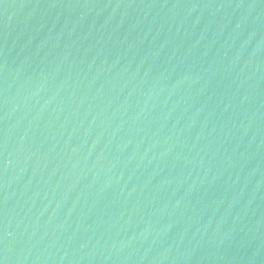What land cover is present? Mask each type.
I'll return each instance as SVG.
<instances>
[{
	"label": "water",
	"instance_id": "95a60500",
	"mask_svg": "<svg viewBox=\"0 0 264 264\" xmlns=\"http://www.w3.org/2000/svg\"><path fill=\"white\" fill-rule=\"evenodd\" d=\"M0 264H264V0H0Z\"/></svg>",
	"mask_w": 264,
	"mask_h": 264
}]
</instances>
